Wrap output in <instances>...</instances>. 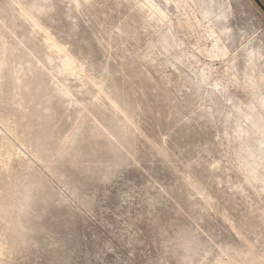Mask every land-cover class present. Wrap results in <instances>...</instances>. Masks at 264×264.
Wrapping results in <instances>:
<instances>
[{"label": "rangeland", "instance_id": "1", "mask_svg": "<svg viewBox=\"0 0 264 264\" xmlns=\"http://www.w3.org/2000/svg\"><path fill=\"white\" fill-rule=\"evenodd\" d=\"M0 264H264L252 0H0Z\"/></svg>", "mask_w": 264, "mask_h": 264}, {"label": "water", "instance_id": "2", "mask_svg": "<svg viewBox=\"0 0 264 264\" xmlns=\"http://www.w3.org/2000/svg\"><path fill=\"white\" fill-rule=\"evenodd\" d=\"M255 5L259 8V10L264 14V5L261 3L260 0H252Z\"/></svg>", "mask_w": 264, "mask_h": 264}]
</instances>
